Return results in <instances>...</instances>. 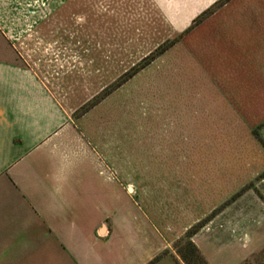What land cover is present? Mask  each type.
Returning <instances> with one entry per match:
<instances>
[{"label":"rangeland","instance_id":"obj_1","mask_svg":"<svg viewBox=\"0 0 264 264\" xmlns=\"http://www.w3.org/2000/svg\"><path fill=\"white\" fill-rule=\"evenodd\" d=\"M170 2L39 0L51 13L35 16L39 27L23 38L77 43L82 87L71 98L83 106L74 117L92 113L99 133L103 123L112 131L108 166L125 186L126 238L144 214L167 247L155 263L184 264L175 245L222 226L227 243L233 229L256 241L241 264H264V147L254 134L264 139V81L229 73L233 49L216 47L214 26L176 32ZM0 42H8L1 30ZM15 50L0 48V56H22ZM40 51L43 64L53 61ZM142 246L125 247V264H141L154 247ZM232 256L220 259L234 264Z\"/></svg>","mask_w":264,"mask_h":264},{"label":"crops","instance_id":"obj_2","mask_svg":"<svg viewBox=\"0 0 264 264\" xmlns=\"http://www.w3.org/2000/svg\"><path fill=\"white\" fill-rule=\"evenodd\" d=\"M170 1L171 22L184 35L213 10L202 25L218 32L216 47L233 49L229 73L264 81V0ZM37 2L0 0V30L8 37L0 48L24 49L22 56H0V264H125V247L135 242L144 251L154 246L141 264L151 263L167 247L139 207L143 215L125 237V186L108 166L114 159L108 123L101 122L105 130L99 133L92 113L74 117L83 106L71 98L82 87L77 43L23 38L39 27L35 16L51 13ZM41 48L53 61L43 64ZM92 90L97 92L87 93ZM224 230L208 227L192 241L209 264H225V253L241 264L247 245L256 241L233 229L227 243ZM163 263L173 261L155 264Z\"/></svg>","mask_w":264,"mask_h":264},{"label":"trees","instance_id":"obj_3","mask_svg":"<svg viewBox=\"0 0 264 264\" xmlns=\"http://www.w3.org/2000/svg\"><path fill=\"white\" fill-rule=\"evenodd\" d=\"M226 1L228 0H223L222 2ZM209 14L210 12L208 11L207 13L200 16L198 20L194 22L193 26L201 23L207 16H209ZM191 29L192 27L189 29V31ZM254 134L264 146V141L261 139L258 130L254 131ZM194 234L195 232H189L186 237L182 239V241L175 245V250L184 264H209L198 247L193 243L192 237ZM155 261L156 260L152 261L151 264H154Z\"/></svg>","mask_w":264,"mask_h":264}]
</instances>
